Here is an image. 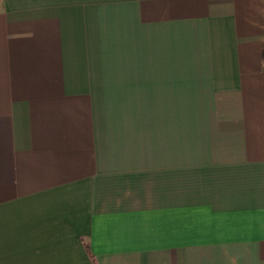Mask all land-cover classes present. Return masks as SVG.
Here are the masks:
<instances>
[{
  "label": "crops",
  "instance_id": "obj_1",
  "mask_svg": "<svg viewBox=\"0 0 264 264\" xmlns=\"http://www.w3.org/2000/svg\"><path fill=\"white\" fill-rule=\"evenodd\" d=\"M0 264H264V0H0Z\"/></svg>",
  "mask_w": 264,
  "mask_h": 264
}]
</instances>
